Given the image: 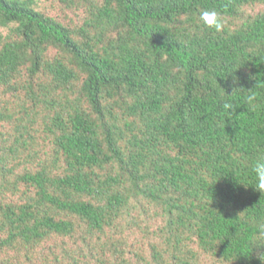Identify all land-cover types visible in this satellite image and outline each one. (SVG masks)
<instances>
[{
	"label": "trees",
	"instance_id": "trees-1",
	"mask_svg": "<svg viewBox=\"0 0 264 264\" xmlns=\"http://www.w3.org/2000/svg\"><path fill=\"white\" fill-rule=\"evenodd\" d=\"M262 154L264 0H0V264H262Z\"/></svg>",
	"mask_w": 264,
	"mask_h": 264
},
{
	"label": "clouds",
	"instance_id": "clouds-1",
	"mask_svg": "<svg viewBox=\"0 0 264 264\" xmlns=\"http://www.w3.org/2000/svg\"><path fill=\"white\" fill-rule=\"evenodd\" d=\"M200 20L203 22L204 26L209 29H215L216 32L222 31L225 26L221 14L214 9L202 11L200 13ZM249 99L252 98L250 97ZM224 107L230 112L235 111V109L228 103H225ZM252 171L255 175V183L252 186L255 190L264 193V154L260 155L255 160ZM258 258L262 261V264H264V252H262Z\"/></svg>",
	"mask_w": 264,
	"mask_h": 264
}]
</instances>
